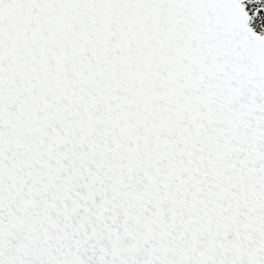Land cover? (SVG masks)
Listing matches in <instances>:
<instances>
[{
  "label": "snow or ice",
  "instance_id": "snow-or-ice-1",
  "mask_svg": "<svg viewBox=\"0 0 264 264\" xmlns=\"http://www.w3.org/2000/svg\"><path fill=\"white\" fill-rule=\"evenodd\" d=\"M0 264H264V0H0Z\"/></svg>",
  "mask_w": 264,
  "mask_h": 264
}]
</instances>
